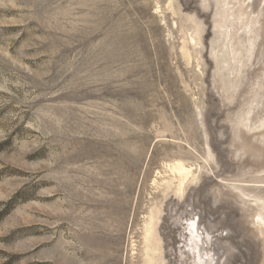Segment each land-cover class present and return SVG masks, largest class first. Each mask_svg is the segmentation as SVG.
Segmentation results:
<instances>
[{
	"label": "rangeland",
	"instance_id": "rangeland-1",
	"mask_svg": "<svg viewBox=\"0 0 264 264\" xmlns=\"http://www.w3.org/2000/svg\"><path fill=\"white\" fill-rule=\"evenodd\" d=\"M150 210L161 264H264V0H0V264H148Z\"/></svg>",
	"mask_w": 264,
	"mask_h": 264
},
{
	"label": "bare ground",
	"instance_id": "bare-ground-1",
	"mask_svg": "<svg viewBox=\"0 0 264 264\" xmlns=\"http://www.w3.org/2000/svg\"><path fill=\"white\" fill-rule=\"evenodd\" d=\"M168 169H169L170 179L168 178L169 180L166 183H165L166 179L164 180V182L162 181V183L155 180L154 184L156 188L160 189V187H163V184L165 183L164 184L165 192L166 190L173 191L174 188L175 191L182 196L184 194V191L186 190L187 185L189 184L190 176L192 175L191 169L186 164L180 161L168 165ZM150 211L151 212L149 215V219L145 227V239H146L145 242L147 241L146 253L149 259L148 264H161L156 258V252L158 251V248L156 245L153 244L156 241L155 226L157 224L158 217L153 210Z\"/></svg>",
	"mask_w": 264,
	"mask_h": 264
}]
</instances>
